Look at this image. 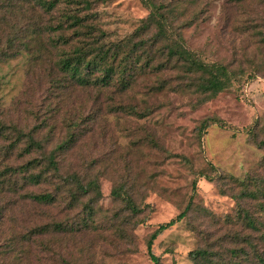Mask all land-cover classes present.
<instances>
[{
  "label": "rangeland",
  "instance_id": "1",
  "mask_svg": "<svg viewBox=\"0 0 264 264\" xmlns=\"http://www.w3.org/2000/svg\"><path fill=\"white\" fill-rule=\"evenodd\" d=\"M87 1L91 8L80 15H91L111 42L130 37L148 14L141 0ZM150 1L177 5L176 32L186 48L233 73L230 88L200 95L197 82L172 71L139 75L123 93L79 88L57 70L65 47L53 42L56 36L28 31L56 26L60 11L75 5L46 14L26 0H0L14 8L0 12V54L11 56L9 39L26 31L19 55H0V121L41 145L23 159L24 139L4 156L9 140L0 138V175L56 150L68 134L86 132L70 150H56L59 174L97 182L101 193L81 198L70 211L66 193L51 205L23 199L54 192L53 186L20 184L16 193L0 176V264H152L150 235L181 213L185 217L153 242L161 264H195L191 253L203 250L209 252L203 264H233L239 259L230 250L246 247L234 234L261 244L264 225L259 233L243 228L232 195L239 192L233 180L253 175L264 158L258 146L264 142V0ZM210 120L221 126L200 130ZM75 121L85 126L70 129ZM120 186L139 214L113 198ZM256 217L264 223V214L256 211ZM56 224L70 228L55 231ZM248 259L243 264H254Z\"/></svg>",
  "mask_w": 264,
  "mask_h": 264
},
{
  "label": "trees",
  "instance_id": "2",
  "mask_svg": "<svg viewBox=\"0 0 264 264\" xmlns=\"http://www.w3.org/2000/svg\"><path fill=\"white\" fill-rule=\"evenodd\" d=\"M26 1L32 2L35 6L43 9V13L46 14H53L54 11H58L56 8L60 4L75 5L74 9L66 7L60 11L57 17H52L57 19L56 26L48 25L39 30H35L33 27L28 31L32 34L51 32L56 36L53 42H57L60 47H65V50L63 49L64 51L58 57L57 70L66 77L69 83L79 88H91L99 92L112 91L115 94L123 93L131 89L139 75L162 71L180 73L186 77L188 82H197V92L200 95L209 97L216 96L223 90L230 88L232 84L233 73L225 66L205 63L195 53L186 48L182 36L176 32V21L179 19V14L173 15L175 6H177L175 3L155 5L150 0H141L142 4L148 8L147 16L140 21L139 26L130 37L125 40L111 42L106 40L105 33L92 22L93 17L91 15H80V9L88 11L91 8L90 2L87 0ZM100 1L104 3L107 0ZM3 4L4 9L1 10ZM13 9V6L8 2L0 3V12H4V10L12 12ZM49 24L51 23L49 22ZM25 37L26 31L25 36L16 35L13 39H9V48H15L12 55L9 56L4 52L0 55L3 57L19 55L20 46ZM190 75H196V77L191 79ZM181 86L188 87L189 83H183ZM115 110L117 109L115 108ZM118 110H121L118 112H122L124 109L118 107ZM132 110L131 112L137 114L134 109ZM82 124L75 121L70 129L82 128L85 126H81ZM213 125L221 126V123L214 120L205 121L201 124L200 130L205 132L207 128ZM85 133L76 134L74 131L68 134L56 150L59 152L70 150L85 136L83 135ZM0 138L9 140L4 153L0 149V155L3 153L4 156L13 154L14 150H18L24 139H26L25 145L27 147L23 148L18 154L23 159L26 156H31L34 150H40L41 148V145L35 142L31 135L26 136L17 127L5 125L2 121H0ZM258 146L264 148V142H260ZM56 150L48 154L43 152L41 159L33 157L25 164L22 162L21 165L16 167L12 165L5 167L0 176L7 179L6 183L13 186L16 193L20 184L21 186L33 187L53 186L54 192L26 193L23 196V199L36 205L54 204L57 202L59 195L62 196L66 193L70 198L68 209L72 211L75 210L81 198L90 194L99 197L101 193L97 182L89 181L85 184L82 182V177L77 174H70L66 177L60 176V162L57 160ZM182 160L185 162L184 159ZM56 180L59 182H56ZM55 182L58 186L54 185ZM233 182L239 188V192L232 195L237 207L235 218L240 221L243 228L259 233L260 228L264 225L256 217V211L264 214V158L259 163V170L253 175H248L242 180L235 179ZM111 195L114 199H120L124 202L126 208L133 215H137L142 211L135 206L123 187L113 189ZM83 208L88 214H91L88 205L84 204ZM184 217L185 213H181L169 222L159 224L150 235L146 250L152 264H161L159 257L153 251L154 240L166 231L171 230ZM46 228L48 226L42 228L44 232ZM55 228V231H62L61 228L68 230L70 226L68 224H56ZM232 239L246 244L244 248L230 250L231 255L237 260L239 259L233 261V264L249 262L248 258L250 257L253 259L254 264H264V235H260L261 244H253L248 236L240 238L238 234L232 235ZM191 255L195 264H203L209 257V252L205 250L195 251Z\"/></svg>",
  "mask_w": 264,
  "mask_h": 264
}]
</instances>
